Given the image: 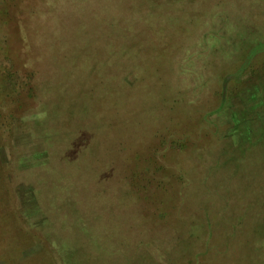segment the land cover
Returning a JSON list of instances; mask_svg holds the SVG:
<instances>
[{"label":"rangeland","instance_id":"374dc122","mask_svg":"<svg viewBox=\"0 0 264 264\" xmlns=\"http://www.w3.org/2000/svg\"><path fill=\"white\" fill-rule=\"evenodd\" d=\"M248 88L264 0H0V264H264Z\"/></svg>","mask_w":264,"mask_h":264},{"label":"trees","instance_id":"16d2710c","mask_svg":"<svg viewBox=\"0 0 264 264\" xmlns=\"http://www.w3.org/2000/svg\"><path fill=\"white\" fill-rule=\"evenodd\" d=\"M207 36H203V39L204 38H206ZM205 42H208V41H205ZM214 43H215V41H214ZM210 44V48L212 49V48H214V45L213 44H211V43H209ZM177 49H179V48H177ZM215 50V48L213 49V50H210L209 52H211V53H213V51ZM258 52L257 51H253L252 52V54H249V56L247 57V59L245 60V62H244V64H243V66H242V69L240 70L241 72L240 73H238V74H236V75H233V77H229L228 79H226V81L224 82V87H223V90H222V93L224 94L223 96H224V99H223V101L225 102L226 100H227V102L226 103H229V101L232 99V97L230 98V100L227 98V96L230 94V92H228L229 91V83H230V81L231 80H239L240 79V74H242V72H244L248 67H249V63H250V61L253 59V57L257 54ZM237 81H236V84H237ZM238 89H240V88H238ZM235 90V89H234ZM233 92V91H232ZM229 93V94H228ZM210 115H212V113L211 112H208V113H205V117H204V119L206 120V119H208L207 117L209 116L210 117ZM168 130H165V131H163L162 133H154L155 135L157 134H160L162 137H161V139H160V141H157L156 140V138L154 139V140H152V141H150L151 143L148 145V147L147 148H145L144 150H143V152H142V155L143 154H145V155H150V157L149 156H147V157H149L150 158V162H148V163H151L152 165H154V163H155V158L154 157H156L157 156V150H158V148L159 147H157L158 146V143H159V145L160 144H163V143H171L173 140H171L170 139V137H169V139H167V135H168ZM203 134H205V135H207V133H203ZM154 135V136H155ZM204 135V136H205ZM156 137V136H155ZM185 141H175L174 142V145H180V148L182 149L183 148V143H184ZM196 145L197 144H195L194 145V147H196ZM163 146V145H162ZM152 151H153V153H152ZM138 152H140V151H138ZM137 152V153H138ZM69 153V152H68ZM185 154V153H184ZM65 155H66V151H65ZM142 155L140 156V155H138L137 154V157H135V158H133V159H131V160H133V161H135V162H137V164H136V167H137V171H136V173L134 174V178L137 176V172L139 171V169H141V168H144V163L146 162L144 159H142ZM63 157L62 158H64V154L62 155ZM58 158H60V159H62L61 158V156H57ZM140 157H141V160H140ZM155 160H154V159ZM135 159V160H134ZM56 160V159H55ZM52 163V162H51ZM50 163V164H51ZM147 163V162H146ZM148 163H147V165H148ZM167 216H169V212L167 213ZM166 217V216H165Z\"/></svg>","mask_w":264,"mask_h":264},{"label":"crops","instance_id":"0c3cea01","mask_svg":"<svg viewBox=\"0 0 264 264\" xmlns=\"http://www.w3.org/2000/svg\"><path fill=\"white\" fill-rule=\"evenodd\" d=\"M251 89L252 88H248V92L251 91L253 93V94H251L252 97L253 96L256 97V98L252 99V100L256 101L255 106L252 108V110H253L252 112L256 114L257 110H258V112H259V110H263L264 111V99H262V97H258V93L257 94L255 93L256 91L258 92V91H261V90L259 88L257 90H256V88H254L255 90H251Z\"/></svg>","mask_w":264,"mask_h":264}]
</instances>
